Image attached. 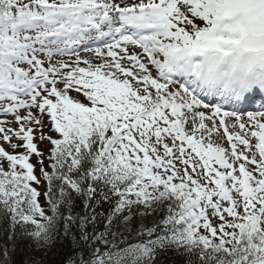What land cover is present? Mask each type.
I'll use <instances>...</instances> for the list:
<instances>
[{"label": "snow or ice", "instance_id": "obj_1", "mask_svg": "<svg viewBox=\"0 0 264 264\" xmlns=\"http://www.w3.org/2000/svg\"><path fill=\"white\" fill-rule=\"evenodd\" d=\"M0 117V211L38 250L62 220L66 264H264V0H0Z\"/></svg>", "mask_w": 264, "mask_h": 264}, {"label": "trees", "instance_id": "obj_2", "mask_svg": "<svg viewBox=\"0 0 264 264\" xmlns=\"http://www.w3.org/2000/svg\"><path fill=\"white\" fill-rule=\"evenodd\" d=\"M95 207L99 215L94 227L92 225L89 227L93 231L103 232L105 218L111 212V206L108 203L101 202ZM72 211L74 215H84L91 210L84 208L83 202L77 200L73 203ZM158 218L156 213L145 217L134 215L127 226L123 221L114 220L112 231L123 233L126 242L135 243L139 239L137 232L141 225L151 227ZM10 236L11 239H9ZM4 246L9 248L14 264H33V261L37 264H66L67 259L70 258L69 253L77 247L72 235L67 237L64 235L63 221L61 220L57 224V234L51 245L46 249L38 250L32 238L20 232L19 226L16 227L15 232L12 231L7 215L0 211V248ZM187 260L188 257L181 255L179 252L168 250L157 255L156 264H187Z\"/></svg>", "mask_w": 264, "mask_h": 264}, {"label": "rangeland", "instance_id": "obj_3", "mask_svg": "<svg viewBox=\"0 0 264 264\" xmlns=\"http://www.w3.org/2000/svg\"><path fill=\"white\" fill-rule=\"evenodd\" d=\"M0 118H2V117H0ZM8 118H10V117H8ZM35 159V158H34Z\"/></svg>", "mask_w": 264, "mask_h": 264}]
</instances>
